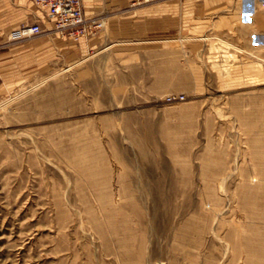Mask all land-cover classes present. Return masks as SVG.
Here are the masks:
<instances>
[{"label":"rangeland","instance_id":"1","mask_svg":"<svg viewBox=\"0 0 264 264\" xmlns=\"http://www.w3.org/2000/svg\"><path fill=\"white\" fill-rule=\"evenodd\" d=\"M172 1L131 38L83 0L102 25L74 40L18 38L51 23L0 0V264H264V0L210 13L202 49Z\"/></svg>","mask_w":264,"mask_h":264},{"label":"built area","instance_id":"2","mask_svg":"<svg viewBox=\"0 0 264 264\" xmlns=\"http://www.w3.org/2000/svg\"><path fill=\"white\" fill-rule=\"evenodd\" d=\"M30 1L45 13L51 27L44 30L39 23H23L15 32L18 38H27L47 31L77 40L94 34L102 25L99 19L86 16L83 0ZM156 1L160 0H129V6L136 8ZM165 99L167 102L181 101L184 95L168 94Z\"/></svg>","mask_w":264,"mask_h":264},{"label":"crops","instance_id":"3","mask_svg":"<svg viewBox=\"0 0 264 264\" xmlns=\"http://www.w3.org/2000/svg\"><path fill=\"white\" fill-rule=\"evenodd\" d=\"M229 1L230 0H184L183 2H180L182 6H185V5L193 6V9L196 12L192 16H188V19H189L188 23H187V18L183 19V16L179 17L178 24H180V27H179L180 31L184 32L185 34L187 33V35H193V37L195 38L199 36L197 38L198 41L196 43V46L198 45L202 49L203 47V40H202L203 23H207L210 17V13H212L214 10H219L226 6H229ZM169 3L174 4V5L178 4L177 0L168 2V5H170ZM126 7H128L129 9H126L124 11L129 12L131 14L123 16L121 19H117V30L121 29L124 32L129 33V36L131 38L132 36L136 35L133 32L137 31V25L139 22H142V21H145L147 24L150 23L151 25H153L157 21L158 23L161 24L160 26L161 31H169V17L165 19L166 17H165V14L163 13L160 18L161 20L160 22L159 18L157 20L153 13L155 9H160V7L161 9L164 8L163 6H156L154 8L147 10L145 13L140 12L141 14L146 15V17L145 16L139 17V14L137 12L132 13L134 12V8L129 6V0H117V15H118V9L122 8L123 10V8H126ZM84 11H85V8H84ZM197 11H199V13H197ZM263 18L264 16L262 14L257 15L259 26H261ZM258 40H259V43H258L259 45H260V40H262L264 43V35L263 36L259 35ZM158 41H162V40H158ZM163 41H166V40L163 39Z\"/></svg>","mask_w":264,"mask_h":264}]
</instances>
